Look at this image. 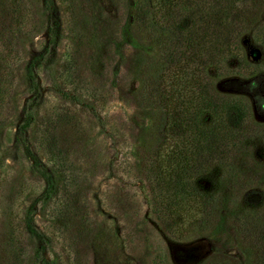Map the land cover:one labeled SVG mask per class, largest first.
Masks as SVG:
<instances>
[{
	"label": "rangeland",
	"instance_id": "obj_1",
	"mask_svg": "<svg viewBox=\"0 0 264 264\" xmlns=\"http://www.w3.org/2000/svg\"><path fill=\"white\" fill-rule=\"evenodd\" d=\"M130 2L0 0V264H264V66L248 35L264 29V0L224 8L236 28L198 71L244 114L224 122L223 163L214 156L194 178L215 190L214 212L180 235L152 210L141 165L139 136L162 104L140 86L164 67L149 11L132 20ZM202 3L207 13L217 1ZM203 20L210 35L223 28ZM37 167L52 183L45 200Z\"/></svg>",
	"mask_w": 264,
	"mask_h": 264
},
{
	"label": "trees",
	"instance_id": "obj_2",
	"mask_svg": "<svg viewBox=\"0 0 264 264\" xmlns=\"http://www.w3.org/2000/svg\"><path fill=\"white\" fill-rule=\"evenodd\" d=\"M199 1L131 0L129 4L132 20H138L139 16L149 11L147 29L154 39L151 43L159 48L158 54L163 61V73L160 76L152 75L153 80L158 77L159 81L154 80L145 94L141 87L143 85L140 86V95L146 100L151 98V102L157 100L162 106L150 111L139 138L141 165L154 197L152 210L171 235L187 232L196 219L204 225L209 212H214L211 206L215 190L199 189L194 178L210 165L208 163L214 156L217 164L222 162V157H218L216 152L217 146L225 139L222 136L226 127L224 122L233 119L237 123L244 114L241 100L217 98L198 79V71L203 65L218 61L216 54L221 53L220 39L236 28L226 17L231 12L228 14L224 8L230 9L238 2L215 0L217 4L212 3L208 11L212 24L223 28H218L216 33L210 31V35L206 30L209 24L203 29L199 26L201 20V24L205 22L203 17L208 13L204 11L205 5H199ZM251 1L250 7L253 8ZM222 2L226 4L219 5ZM256 31L250 30L248 35L259 46L260 58L254 65L258 69L264 66V29L258 33ZM160 34L165 38L159 39ZM164 77L167 84L159 88ZM232 112L233 116H230ZM158 120L164 122L160 132L157 131ZM31 171L44 181L41 196L43 200L47 199L52 192L48 172L39 167ZM247 213L245 217L251 216L250 210ZM252 219L246 218V222L253 225L258 221L255 217ZM25 225L29 233H35L30 220L27 219Z\"/></svg>",
	"mask_w": 264,
	"mask_h": 264
}]
</instances>
